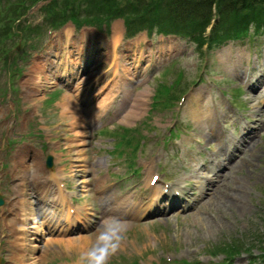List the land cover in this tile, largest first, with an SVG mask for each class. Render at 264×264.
Wrapping results in <instances>:
<instances>
[{"label":"rangeland","instance_id":"1","mask_svg":"<svg viewBox=\"0 0 264 264\" xmlns=\"http://www.w3.org/2000/svg\"><path fill=\"white\" fill-rule=\"evenodd\" d=\"M19 1L0 2V165H10L11 157L25 141L42 144V159L49 154L57 159L52 177H62V169L66 172L70 169L76 178L73 182L65 180L68 194L76 199L77 208H83L81 212L91 208L88 214L95 219L86 220L93 225L87 229L44 234L36 238L39 242L32 241L33 244L31 240L35 236L30 230L27 236L30 244L24 248L17 246L18 213L25 199L35 195L36 184L43 182V175L33 172L27 182L11 173L3 175L1 170V186L7 182L4 190L7 204L0 208V257L4 264H78L80 255L93 244V234L100 223L98 218L108 207L106 199L110 201L114 193L135 197L139 210L148 203L145 179L150 169H157L163 180H172L177 187L185 186L186 189L180 188L184 190L181 205L162 216L167 203H157L159 210L149 213L157 219L118 216L128 222L129 228L125 242L110 264H156L162 260L165 264H223L224 253L241 251L242 255L230 264H264L258 259L264 251V111L250 104L252 97L264 95V35L248 36L221 46L216 42L210 44L216 37L227 36L223 30L213 29L218 20L214 10L213 24L204 33L206 45L199 46L178 35L164 36L157 32L151 35L147 33L148 25L135 28L133 33L145 30L128 39L124 36L126 20L117 7L121 15L106 21L100 31L89 27L76 30L68 22L60 31L45 34L47 27L43 25L40 35L37 29L31 28L32 36L25 42L13 30L14 21L7 22L8 15L5 16ZM32 1L37 4L24 20L33 25L42 24L44 6L49 1ZM127 1L137 0H118V4L125 7ZM257 14V10H251L243 16L247 19ZM167 18L166 14L162 20L167 22ZM17 21L21 22L16 26L17 31L22 27L28 31L29 24L20 18ZM7 29L12 31L11 37L4 40L2 34ZM85 33L95 36L91 45ZM68 55L77 57L74 61L78 65H82V57L89 61L93 56L92 66H88L91 69L81 76H84L81 81L98 79L96 93L77 96L72 88L61 91L49 79L52 62ZM90 70L91 75L87 77ZM169 86L172 92L167 89ZM125 95L129 101L122 107L121 99ZM139 95L144 100L143 110L136 119L125 120ZM154 96L155 110L150 112ZM170 96L176 98L172 101ZM197 111L206 112L210 118L198 117ZM211 123H215V128H208ZM102 124L109 128L100 129ZM243 134L245 146L235 151L236 147L232 148L230 143ZM132 135L134 141L128 148ZM143 135L146 142L135 158L141 175L137 179L130 176L126 164L130 163L133 148ZM223 144L235 151V158L226 163L229 168L225 172L230 174L228 184H236L244 193L239 199L229 195L224 200L226 203L221 201L220 193L212 200L210 194H205L194 201L191 194L199 195L201 177L212 176L213 154L219 156ZM112 147L118 149L116 156L119 157L111 159L107 155L113 151ZM122 147L124 157L120 152ZM112 173L126 174L127 179L118 180ZM99 180L106 184L102 186L104 191L100 195L95 191L88 193V181H92L94 190V185L101 187ZM16 184L20 185L18 190L14 187ZM228 203L234 207H226ZM27 210L34 212L30 206Z\"/></svg>","mask_w":264,"mask_h":264},{"label":"trees","instance_id":"2","mask_svg":"<svg viewBox=\"0 0 264 264\" xmlns=\"http://www.w3.org/2000/svg\"><path fill=\"white\" fill-rule=\"evenodd\" d=\"M83 1L87 3V10H84L83 14L87 13L88 15H84V17L78 18V20H88L89 18L92 23H96L97 20L98 24H101L102 22H105L103 20H105L108 15H121L118 8L122 10V7L118 4V0ZM159 1L160 0H137L132 2L130 5H126L123 10L128 12L125 16L128 21V25L133 24L130 27H134L141 24L144 19H152L153 15H157V7H165L172 10L171 16L174 18V21L178 19L179 15L173 14V9L177 13L179 11H185L186 13H190L192 16V32L194 33L196 40L200 44H203L206 40L203 37V32L206 27L212 23L211 13L213 7H216L218 16L220 17L217 28L219 31L227 28V30L232 32L233 35H230L232 37L243 36L250 23H254L258 29H264V0H198L199 3L197 0H169L160 5ZM184 2H187L186 10L181 7ZM65 5L66 8L71 7L70 9H75L78 6V0H66ZM132 6L135 8L131 9ZM59 7L60 3L58 1L51 9H57ZM251 10H257L258 14L253 18L246 19L243 14L246 11ZM51 12L54 11L51 10ZM131 21H133V23H131ZM186 22L188 24V21ZM187 26H189V24ZM217 38L218 37L213 40H217Z\"/></svg>","mask_w":264,"mask_h":264},{"label":"clouds","instance_id":"3","mask_svg":"<svg viewBox=\"0 0 264 264\" xmlns=\"http://www.w3.org/2000/svg\"><path fill=\"white\" fill-rule=\"evenodd\" d=\"M129 225L116 216L103 218L96 226L91 247L80 255L78 264H110L126 240Z\"/></svg>","mask_w":264,"mask_h":264},{"label":"bare ground","instance_id":"4","mask_svg":"<svg viewBox=\"0 0 264 264\" xmlns=\"http://www.w3.org/2000/svg\"><path fill=\"white\" fill-rule=\"evenodd\" d=\"M237 62H239V61H237ZM83 88H84V91H87L88 90L86 87H83ZM261 99H262V96H260V97L254 96V97L251 98V104H253L254 102L259 101ZM142 101H144V100H143L142 96L139 95L138 96V99H136V104H133L132 105V108L133 109L129 111V113H128L127 116H125V118H124L125 120H129V119L134 120V119H136L140 115L141 111L143 110V104H142L143 102ZM70 109H71V107H70ZM70 109H69V111H70ZM66 112H68V110H66ZM72 112H71V114H72ZM83 114H85V112ZM196 115L198 117H203L204 119H207L208 118V114H206V112H203V111H201L199 113H196ZM80 118H82L83 120H85V117H83V116H80ZM225 160H226V158H225V155L224 154L219 155V156L216 155V156L213 157L212 162H215L216 161V165H215V168L213 169V171L216 172V173H215V178H209V183H214L215 184V187L212 189L211 192H209L210 186L208 184V185L204 186L201 189L202 190V193H200V195H202L203 193H207V191H208V194L211 195L210 198H209L210 200L214 199V197L218 193H220V194H222L221 195V198H222L221 201H223V203H226V201H224V200L229 195H232L231 198L232 197H234V198L236 197V198L239 199V196H242V193H244L242 191L243 188L240 189L236 184H232V185L231 184H228L229 183L228 182V178H229V175L230 174L225 173V174L222 175V174H219L220 171H217L219 169L218 166H220L221 164L224 167ZM190 173L193 176L191 170H190ZM206 182H208V181H206ZM225 189H230L231 192L230 193L226 192V193L223 194L222 191H224ZM150 190L151 191L153 190L152 187L150 188ZM211 193H213V194H211ZM152 200L154 202H156L153 197H152ZM220 204H222V203H220ZM220 204H218V205H220ZM227 206H230L232 208L234 207V205H231V204L226 205V207ZM69 220H70L69 213L67 215V213L65 211H62V209H61L60 210V214L52 213V215L50 216L49 220L47 221V224L49 225L50 228L55 227V226L60 227V226H62L65 223V221H66V224L69 225ZM39 231L41 232V231H45V230L43 228L42 230H39Z\"/></svg>","mask_w":264,"mask_h":264},{"label":"water","instance_id":"5","mask_svg":"<svg viewBox=\"0 0 264 264\" xmlns=\"http://www.w3.org/2000/svg\"><path fill=\"white\" fill-rule=\"evenodd\" d=\"M2 204V201H0V205Z\"/></svg>","mask_w":264,"mask_h":264}]
</instances>
